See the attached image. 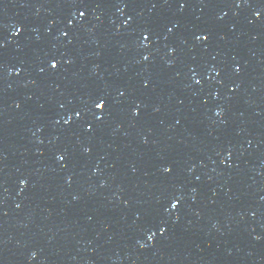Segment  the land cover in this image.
Masks as SVG:
<instances>
[{
	"label": "water",
	"instance_id": "obj_1",
	"mask_svg": "<svg viewBox=\"0 0 264 264\" xmlns=\"http://www.w3.org/2000/svg\"><path fill=\"white\" fill-rule=\"evenodd\" d=\"M0 264H264V0H0Z\"/></svg>",
	"mask_w": 264,
	"mask_h": 264
},
{
	"label": "snow or ice",
	"instance_id": "obj_2",
	"mask_svg": "<svg viewBox=\"0 0 264 264\" xmlns=\"http://www.w3.org/2000/svg\"><path fill=\"white\" fill-rule=\"evenodd\" d=\"M182 6H183V5H182ZM80 15L83 16V15H84V12H81ZM256 15L259 16L260 14L257 13ZM65 35H67V33H65ZM148 38H149L148 35H144V36H143V39H144L145 41H147ZM201 38L204 39V40H207V39H208L207 36L197 37V39H201ZM144 59L147 60L148 57L145 56ZM51 67H52L53 69H55V68L57 67V62H52ZM197 83H199V81H197ZM121 95H123V93H121ZM105 105H106V101H105L103 98H100V99L98 100V102L95 103L94 106H95V108H97V109H101V110H103V109L105 108ZM137 114H138V113H137ZM79 115H80V113L77 112V113H76V116H79ZM99 118H101V117H98V119H99ZM70 121H71V117H69V119L66 120L65 123H69ZM60 159H63V157H60ZM164 171H165V172H169V171H171V169H170V168H165ZM21 183H25V182L22 181ZM178 202H179V201L177 200L176 202L172 203V204H171V207H172V208H176ZM165 231H166V229L162 226V227L160 228V232L163 234ZM148 238H149V239H152L153 237L150 235Z\"/></svg>",
	"mask_w": 264,
	"mask_h": 264
}]
</instances>
